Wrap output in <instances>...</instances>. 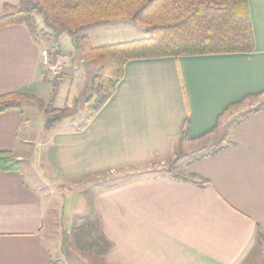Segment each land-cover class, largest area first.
<instances>
[{
	"label": "crops",
	"instance_id": "obj_1",
	"mask_svg": "<svg viewBox=\"0 0 264 264\" xmlns=\"http://www.w3.org/2000/svg\"><path fill=\"white\" fill-rule=\"evenodd\" d=\"M19 2L0 0V14ZM247 6L250 52L129 60L115 94L85 124L52 127L36 141L23 108L22 114L0 113V152H13L21 167L0 172V264H59L43 241L47 205L25 179L24 146L34 147L48 182L98 176L169 158L183 129V149L195 152L227 110L264 97V0H247ZM89 38L94 46L109 40L102 32ZM52 44L36 41L22 24L1 27L0 95L18 91L45 101L55 61L44 66L41 51ZM57 44L76 72L70 39ZM220 146L176 168L207 180L206 186L150 178L97 193L98 236L109 244L103 264H243L261 251L264 101L231 125Z\"/></svg>",
	"mask_w": 264,
	"mask_h": 264
},
{
	"label": "trees",
	"instance_id": "obj_2",
	"mask_svg": "<svg viewBox=\"0 0 264 264\" xmlns=\"http://www.w3.org/2000/svg\"><path fill=\"white\" fill-rule=\"evenodd\" d=\"M37 19L41 20L43 28L39 27ZM119 20L138 28L140 37L94 46L88 35L83 34L86 29L110 27ZM14 24L24 25L38 42L58 43L61 38L68 37L73 60L89 73L84 95L74 100L72 108L53 107L52 99L58 90V82L52 85L48 104L36 96L18 91L0 95V113L16 110L22 114L24 105H33L46 118L45 129L68 117L75 118L79 110L85 114L83 123L90 121L115 94L116 86L123 77L124 65L129 60L240 53L253 49L247 0H20L17 6H6L0 14V28ZM91 65L92 71L88 68ZM184 139L183 129L176 153L182 151ZM220 149V144L209 146L205 149L208 150L206 153H202L205 150L201 149L198 151L201 154L198 153L193 162L208 158ZM185 157L188 155L182 153V158ZM174 168L173 164L163 175L156 177H146L140 172L128 174L130 176L120 178L118 184L107 185L106 188L150 178L196 182L201 186L208 184L207 180L186 175ZM20 171V162L13 152H0V172ZM100 225L96 219L97 231ZM96 237L100 244L98 248L103 249L102 259L109 244L98 235ZM257 246L263 252L258 264H263L264 241L258 239Z\"/></svg>",
	"mask_w": 264,
	"mask_h": 264
},
{
	"label": "rangeland",
	"instance_id": "obj_3",
	"mask_svg": "<svg viewBox=\"0 0 264 264\" xmlns=\"http://www.w3.org/2000/svg\"><path fill=\"white\" fill-rule=\"evenodd\" d=\"M125 22L127 21L119 20L110 27L98 26L89 28L84 30L83 34L92 37L94 40V36L99 35L100 32L106 33L109 39L106 41L108 44L117 43L116 41L125 42L140 37L139 29L134 25H126ZM58 49L61 55L62 52L59 45ZM62 61H64L63 71L60 74L54 73L51 69L50 82L46 86L48 92L44 99L46 104L50 102L52 85L54 82H58V89L60 91L57 98H55L56 95L53 96L54 98L52 97V104L53 107L59 109L72 108L74 100L84 95L85 80L89 77V73L81 66H77L76 72L73 69L67 68V61L64 56H62ZM75 65H77V62ZM88 68L91 71L93 70L92 65ZM64 81L68 82L67 87H64L65 89L59 88V84ZM263 101L264 97L250 99L227 110L220 119L217 128L204 140L201 146L197 147L195 152L187 153L189 147H186L184 150L181 146V152L188 155L187 158H182V153H176L175 150L169 158L162 161L152 160L143 166L117 170L98 176H84L62 183L48 182L41 166L40 157L34 151V147L24 146L22 148L24 156L22 167L25 179L30 185L35 187L39 196L47 205V218L43 227L42 237L47 247L51 250L53 260L59 264H103L101 259L103 249L98 248L100 245L96 237L98 229L96 228V216L93 211L94 198L97 193L107 185L118 184L120 178L130 176L128 174L140 172V175L146 177L163 175L173 164L177 168L183 166L191 157H198L199 150H205L213 144L221 145V141L224 143L230 138L231 125L249 112L250 108L258 106ZM23 109L25 117L29 119L33 130L32 136L33 138L35 137L36 141H39L52 128L43 131L46 118L39 114L33 105H24ZM78 112L75 118L70 119L68 117L53 127L71 128L81 125L85 114L80 110ZM207 151L205 150L202 153H206ZM179 157L181 158L177 159ZM176 170L178 171V169ZM92 227L93 229H91ZM259 253L261 251L258 254L249 256L244 264H258L263 255V253L262 255Z\"/></svg>",
	"mask_w": 264,
	"mask_h": 264
},
{
	"label": "built area",
	"instance_id": "obj_4",
	"mask_svg": "<svg viewBox=\"0 0 264 264\" xmlns=\"http://www.w3.org/2000/svg\"><path fill=\"white\" fill-rule=\"evenodd\" d=\"M55 61L54 72L60 74L63 71V62L62 56L59 53L58 44L53 43L50 50L41 51V63L44 66H49L52 64V61Z\"/></svg>",
	"mask_w": 264,
	"mask_h": 264
}]
</instances>
